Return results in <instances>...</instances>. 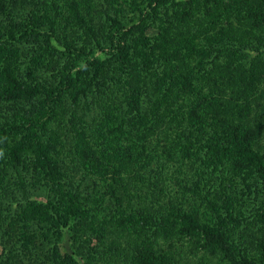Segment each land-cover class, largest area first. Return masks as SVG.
I'll return each mask as SVG.
<instances>
[{
	"label": "trees",
	"instance_id": "16d2710c",
	"mask_svg": "<svg viewBox=\"0 0 264 264\" xmlns=\"http://www.w3.org/2000/svg\"><path fill=\"white\" fill-rule=\"evenodd\" d=\"M262 77L264 0H0V264H95L84 221L97 204L264 264L256 98L239 96ZM68 97L73 116L58 118ZM252 225L260 236L241 244ZM135 251L130 264H171Z\"/></svg>",
	"mask_w": 264,
	"mask_h": 264
},
{
	"label": "rangeland",
	"instance_id": "374dc122",
	"mask_svg": "<svg viewBox=\"0 0 264 264\" xmlns=\"http://www.w3.org/2000/svg\"><path fill=\"white\" fill-rule=\"evenodd\" d=\"M47 60L49 56L46 53L43 54ZM246 93L239 96H246L250 94L251 100L256 98L255 104L250 108V115L246 117L249 127L255 130L253 136H255L254 149L261 154H264V77L253 83V86L245 88ZM236 91L234 86L225 93V99L230 102L232 99H236ZM241 98V97H239ZM249 98V97H248ZM70 99L66 100V103L57 112L58 118L61 116L64 119H68L69 116H73L70 109ZM78 111L83 113L85 111L84 104H79ZM229 114L234 113V110L229 106ZM88 115V114H87ZM75 118V117H74ZM86 118H89L86 117ZM99 118L97 114L94 115V120ZM64 124V122H63ZM91 126V124H89ZM54 131L55 137L59 136L63 138L65 133V127H61L57 121H54L50 126ZM88 136H94L91 133ZM156 138L152 136V140ZM62 157L67 160L66 163L73 167L74 170L81 172L84 170L79 162V159L74 154L72 140L65 139L62 148ZM74 164H73V163ZM187 166V165H186ZM185 168H189L186 167ZM77 172V171H76ZM160 196V192L157 193V197ZM140 198L145 201L143 194H140ZM156 199V197H154ZM154 199V200H155ZM236 206H239L237 204ZM91 217L84 221V226L94 229L91 234L96 249V262L95 264H130L133 257L136 255L135 249L141 246V243L151 244V249L156 255L168 260L171 264H229L228 260L224 258L223 253L218 250L208 249L201 247L203 243V236L200 234L185 235L175 233L173 235L163 236L159 233H152L142 230L138 226L121 225L115 223V217L105 212L102 209L101 204H97L94 210L90 209ZM85 227V228H86ZM244 236L241 240V244H247L252 241V233L258 234L257 228L252 225L244 228ZM260 236V234H258ZM264 237V234H263ZM71 243V240L65 237V243Z\"/></svg>",
	"mask_w": 264,
	"mask_h": 264
}]
</instances>
